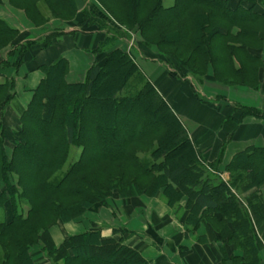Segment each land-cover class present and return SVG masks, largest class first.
<instances>
[{"label": "trees", "instance_id": "16d2710c", "mask_svg": "<svg viewBox=\"0 0 264 264\" xmlns=\"http://www.w3.org/2000/svg\"><path fill=\"white\" fill-rule=\"evenodd\" d=\"M94 1L99 14L79 12L76 0H8L33 29L51 20L72 29L38 40L0 20V52L7 50L0 71L43 74L11 127L2 120L16 98L14 76L0 84V264H35L33 247L50 264H147L137 251L97 231L56 246L50 230L106 208L114 195L154 198L160 191L168 207L186 199L188 226L207 222L222 239L255 253V238L264 240V149L236 154L224 169L228 180L222 179V158L210 164L201 158L182 121L140 72L135 52L114 48L121 36L108 39L104 31L137 34L140 54L190 82L194 96L213 105L195 84L208 75L227 88L258 87L260 63L249 43L264 16L246 0ZM94 30L102 42L82 82L67 83L63 57L37 62L40 52L58 48L63 38ZM236 111L239 117L227 121L233 128L257 115ZM73 150L79 155L70 162Z\"/></svg>", "mask_w": 264, "mask_h": 264}, {"label": "crops", "instance_id": "0c3cea01", "mask_svg": "<svg viewBox=\"0 0 264 264\" xmlns=\"http://www.w3.org/2000/svg\"><path fill=\"white\" fill-rule=\"evenodd\" d=\"M245 6L264 16V5L260 1L246 0ZM0 20L14 28L17 26L19 34L28 36L29 40H38L48 34L46 30L22 27L25 23L22 14L12 9L8 0H0ZM71 30L66 29L64 32ZM254 31L256 37L249 43V51L260 63L258 87L255 90L227 88L213 82L208 75L204 82L208 88L200 89L204 93L203 99L213 105L198 100L192 93L190 82L170 75V70L158 60L151 59V56L145 57L139 51L136 56L140 72L182 121L201 158L209 164L222 158L218 168L225 181L228 180L225 166L236 154L249 147L264 149V22L262 29L254 27ZM100 41L101 33L95 30L79 34L77 38L66 37L58 48L40 52L37 62L48 65L57 57H63L69 64L67 83H79L95 61L93 52L97 51ZM121 43L120 38L116 39L114 48L127 51L128 48L121 46ZM6 51L0 52V60L6 58ZM81 52L87 54V60L81 56ZM137 57L141 62H138ZM12 76L16 85L15 101L17 96H27L28 103L43 74L35 70L27 73L25 68L17 73L0 71V84ZM19 82L26 83V86H19ZM27 103L11 104L2 121L8 127L14 126L17 111ZM237 107L254 110L257 115L245 117L236 127H230L227 121L239 117ZM163 199L162 191L154 198L122 199L114 195L107 209H101L97 221L92 222L84 215L71 223L56 225L50 230V236L53 243L60 246L69 236L97 231L102 238L120 240L122 245L137 251L147 264H264V240L260 236L254 240L255 253L247 254L236 242L222 239L218 227H212L207 222L196 229L188 226L186 199L174 207H168ZM262 201L264 203V194ZM93 213L98 214L96 211L87 214ZM39 254L38 258L31 254L35 264H50Z\"/></svg>", "mask_w": 264, "mask_h": 264}, {"label": "rangeland", "instance_id": "374dc122", "mask_svg": "<svg viewBox=\"0 0 264 264\" xmlns=\"http://www.w3.org/2000/svg\"><path fill=\"white\" fill-rule=\"evenodd\" d=\"M76 2H77V7H78V9H79V12H84V11H86V12H88V13H90V11L91 12H95L96 14H99V12L101 11V8H99L98 7V5H97V2H95L94 0H76ZM165 5H167V1L165 2ZM97 8V9H96ZM13 9V8H12ZM40 10H41V12L43 13V12H46L47 14L45 15L44 13V16L45 17H49V15H50V13L48 12V10L45 8V6H42L41 8H40ZM20 13L22 14V16H23V18H24V20H25V23H23V26L22 27H25V29H29V28H34L33 27V25L32 24H30L29 23V21L26 19V17H25V15H24V13L22 12V11H20ZM39 29L38 30H40V29H42V30H40V31H44V30H46V31H48V34H47V36L50 34V32H54V31H58V30H66V27L68 26L67 25V23H65V22H60L59 20H51V21H48L47 23H45V24H42L41 25V23H39ZM91 25V24H90ZM111 26V25H110ZM14 28V27H13ZM17 28V26L14 28V29H16ZM17 31H18V29H16ZM104 32H106L109 36H108V39H111V37L110 36H114V35H120L121 36V41H122V43L120 44L121 46H123L124 48H128V49H130V50H133V52H135L134 54L136 55V56H138L137 55V53H138V51L136 52V50H135V48H134V46L137 44V42H139L138 40H139V36L137 35V34H129L128 33V37H126L125 38V33H124V31H112L111 30V28H108V30L106 29ZM136 35V36H135ZM44 37H46V36H44ZM43 37V38H44ZM123 38V39H122ZM59 40L60 39H62L61 37L60 38H58ZM100 42H102V40L100 41ZM69 56V55H68ZM81 56L85 59V60H87L88 59V56H87V54H85L84 52L82 53L81 52ZM137 59H138V57H137ZM138 62H141V60H140V58L138 59ZM197 86H198V89L201 91V89L202 90H204V89H206V88H208L206 85L204 86V83L203 84H197V83H195ZM20 85H25L26 86V83H21V82H19V86ZM201 88V89H200ZM202 92V91H201ZM203 93V92H202ZM204 94V93H203ZM26 97L27 96H17V99H16V101H14L13 103H12V105H16V104H18V103H23L24 105H25V103H27V99H26ZM78 155H79V151H77V150H73V152H72V155H71V158H70V162H72L75 158L77 159V157H78ZM223 178H225V176H223ZM164 200V199H163ZM109 202V201H108ZM163 202V201H162ZM103 209H105V208H103ZM107 209V208H106ZM96 212H98V214H95V213H93V214H86V216L85 217H88L89 218V220L90 221H92V222H95V221H97V219H98V217H99V215H100V211H101V208H99V209H97V210H95ZM109 216H114V215H112V214H109ZM69 234H72V233H69ZM31 254L35 257V258H38L39 256H40V250L37 248V247H33V248H31Z\"/></svg>", "mask_w": 264, "mask_h": 264}]
</instances>
